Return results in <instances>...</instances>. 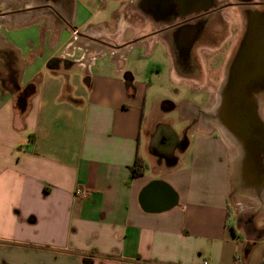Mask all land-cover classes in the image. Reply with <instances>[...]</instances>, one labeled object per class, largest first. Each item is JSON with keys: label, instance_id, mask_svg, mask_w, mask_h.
<instances>
[{"label": "crops", "instance_id": "1", "mask_svg": "<svg viewBox=\"0 0 264 264\" xmlns=\"http://www.w3.org/2000/svg\"><path fill=\"white\" fill-rule=\"evenodd\" d=\"M169 1L0 3V264H264V226L234 216L219 130L150 119L138 56L194 79L176 71L165 39H143ZM47 5L62 18L36 9ZM137 156L144 173L132 177Z\"/></svg>", "mask_w": 264, "mask_h": 264}, {"label": "flooded vegetation", "instance_id": "2", "mask_svg": "<svg viewBox=\"0 0 264 264\" xmlns=\"http://www.w3.org/2000/svg\"><path fill=\"white\" fill-rule=\"evenodd\" d=\"M169 3L171 5L167 8L169 12L165 23L157 24L143 39H165L173 56L183 60L185 73L194 78L189 82H197L198 91L205 90L216 94L227 63L234 55L236 57L239 51L245 53L244 59L251 56L256 60L252 69H264V23L251 24L249 27L252 29H246L242 21L245 13L264 10V0L251 3H241L239 0H191L188 3L187 0H170ZM36 9H50L62 18L59 10L53 6ZM250 36L263 38L256 40L250 39ZM83 38L81 35L76 42ZM132 45L133 43L128 44L123 49ZM221 54L225 56V61L219 70L218 85L215 88L210 82L209 59ZM20 98L24 99L25 95Z\"/></svg>", "mask_w": 264, "mask_h": 264}, {"label": "water", "instance_id": "3", "mask_svg": "<svg viewBox=\"0 0 264 264\" xmlns=\"http://www.w3.org/2000/svg\"><path fill=\"white\" fill-rule=\"evenodd\" d=\"M188 1L191 2L187 0V3ZM253 1L255 0H239L241 3ZM242 21L246 29H252L249 27L251 24H262L264 10L245 13ZM251 38L261 40L263 36H250ZM168 49L174 60V68L177 72H182L185 67L183 60L176 59L169 46ZM243 56L245 53L239 51L227 63L214 102L210 108L202 111L205 119L201 120L214 125L225 140L231 137L234 141L240 156L237 165L233 159V190L260 202L257 213L261 215L264 214V116L260 112V98L264 97V69H252L256 60L251 56L244 59ZM25 109L23 107L21 111L24 112ZM226 142L229 144L227 140Z\"/></svg>", "mask_w": 264, "mask_h": 264}, {"label": "rangeland", "instance_id": "4", "mask_svg": "<svg viewBox=\"0 0 264 264\" xmlns=\"http://www.w3.org/2000/svg\"><path fill=\"white\" fill-rule=\"evenodd\" d=\"M79 1V0H77ZM6 0H0V3L4 5ZM112 32L115 33V30ZM130 34V33H129ZM162 50V51H161ZM140 54L144 53L143 48H136L135 53ZM161 52V53H159ZM164 46L157 45V50L153 56L155 62L167 61ZM134 56V55H133ZM132 58V56H131ZM225 61V56L223 54L217 55L214 58L209 59L210 64V82L215 88L218 85V74L222 64ZM149 62L151 63V57L142 58L141 55L138 56L136 65L137 68L140 70L139 72L142 74L143 78L149 77V84H150V95H149V111H150V119L153 121H170L173 122L175 128L179 132H184L189 125L192 124V120L194 119H205V115L202 112L198 113L193 112L195 107L190 105H196L197 108L206 109L207 107H211L210 105L214 102V96L210 93V91H198L194 88L192 82L189 80H181L177 78H173L170 72V66L167 69L165 64L162 66L155 64L154 71L152 72L149 70ZM134 65V63H131ZM216 64V65H215ZM218 67V68H217ZM161 73H158V72ZM261 114L264 116V97L261 99ZM161 102H166V104L161 106ZM170 103L172 104H179L178 109H170ZM170 109V110H165ZM194 113V114H193ZM192 115V116H191ZM213 130L216 131L215 128ZM226 138V137H225ZM229 142L231 147V152L235 163L239 161V150L235 145L234 141L231 137L226 138ZM237 165V163H236ZM237 170L236 166L234 167V175L236 176ZM233 195V202L234 205V216H236L237 211L238 214L241 216H253L254 218L258 216V223L264 226V214L257 213L259 206L261 205L260 202L254 200L255 198H250L247 195L240 194L237 190ZM32 258V257H30ZM32 262V259L29 260ZM30 264V263H28Z\"/></svg>", "mask_w": 264, "mask_h": 264}, {"label": "trees", "instance_id": "5", "mask_svg": "<svg viewBox=\"0 0 264 264\" xmlns=\"http://www.w3.org/2000/svg\"><path fill=\"white\" fill-rule=\"evenodd\" d=\"M67 91H70V88L67 87ZM35 92V86L34 85H29L27 87V93H33ZM140 167L139 170L135 169L136 167ZM132 171V177H137L141 174L144 173V161L137 156V161L134 167L131 168Z\"/></svg>", "mask_w": 264, "mask_h": 264}, {"label": "built area", "instance_id": "6", "mask_svg": "<svg viewBox=\"0 0 264 264\" xmlns=\"http://www.w3.org/2000/svg\"><path fill=\"white\" fill-rule=\"evenodd\" d=\"M79 35H80L79 32L77 30H75L74 31L75 40L79 38ZM76 195L82 200H87V199H90L92 197L93 191L87 187L80 186L76 190ZM205 264H208V262H206Z\"/></svg>", "mask_w": 264, "mask_h": 264}]
</instances>
